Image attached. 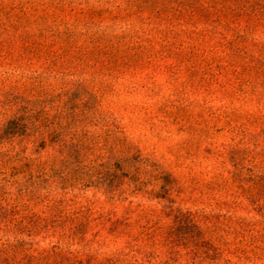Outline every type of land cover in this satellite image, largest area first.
Listing matches in <instances>:
<instances>
[{
  "label": "rangeland",
  "instance_id": "rangeland-1",
  "mask_svg": "<svg viewBox=\"0 0 264 264\" xmlns=\"http://www.w3.org/2000/svg\"><path fill=\"white\" fill-rule=\"evenodd\" d=\"M0 264H264V0H0Z\"/></svg>",
  "mask_w": 264,
  "mask_h": 264
}]
</instances>
